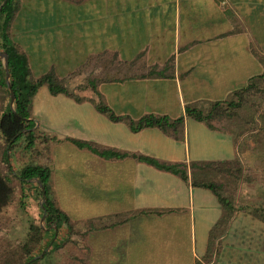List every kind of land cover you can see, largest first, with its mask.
I'll use <instances>...</instances> for the list:
<instances>
[{"label": "crops", "instance_id": "0c3cea01", "mask_svg": "<svg viewBox=\"0 0 264 264\" xmlns=\"http://www.w3.org/2000/svg\"><path fill=\"white\" fill-rule=\"evenodd\" d=\"M14 2L13 47L34 79L51 74L67 90L38 87L30 104L36 138L20 150L29 159L17 171L32 162L50 169L53 202L77 227L75 264H264V221L235 204L228 215L211 189L193 182L202 170L192 163L240 158L237 134L185 113L264 72V0ZM149 114L184 122L175 133L132 131L130 120ZM139 156L183 164L186 179ZM36 183L22 184L23 194ZM30 197L21 202L36 223Z\"/></svg>", "mask_w": 264, "mask_h": 264}, {"label": "trees", "instance_id": "16d2710c", "mask_svg": "<svg viewBox=\"0 0 264 264\" xmlns=\"http://www.w3.org/2000/svg\"><path fill=\"white\" fill-rule=\"evenodd\" d=\"M1 2L2 0H0V4ZM15 9L16 5L14 0H7L0 10V49L7 52L8 54L9 82L11 89L14 92L13 112L8 104L10 95L4 82V68L2 66V59L0 58V87L5 90L7 95V102L2 103L0 108V143L2 142L5 144V148L2 150V152H0V164H4L8 167L7 175H4L0 171V212L4 207L7 206L13 193V188L9 182L10 174L18 178L21 184L30 183L32 179H37L46 190V201L44 203L45 209L42 210L43 214H45L44 221L46 222V226H44L45 228H42L34 221H30L27 234L22 240H19L14 245L15 250L12 252L10 251L9 254L6 253L7 255L4 254L2 258L0 256V264H36L37 262H41V264H49V257L52 253L51 249L59 237L58 234L60 233L59 230L61 229L60 225L64 222V225L68 231H70L69 218L55 206L54 202L49 197L50 169L47 166H42L32 162L23 166L18 170V172H16V170L14 171L9 165L8 153L10 152L11 147L19 141L24 144V149L28 150L33 148L36 133L33 130L34 123L30 119V104L31 99L36 93L38 87L46 83L50 93L54 95L58 93H67V90L64 88L63 84L58 82L51 74L37 79H34L31 76L24 56L15 50L7 34V26L13 16V13L15 12ZM263 79L264 72L259 76L250 78L244 87L232 92V94L228 96L227 99L212 102L206 109L204 107L202 108L188 105L185 107V113L187 116L199 121H204L208 124V126L213 127L211 125L212 122L218 118H222V116H231L232 109H239L243 107L247 95L252 94L256 90L264 92V89L259 88V85ZM100 111L108 114V117L113 121H118L120 119V117L115 116L106 107L100 108ZM249 116L250 117L248 119H244L246 120V124L249 120L253 121L254 119L250 114ZM257 118L261 123V127L257 132L251 133L250 137H253L255 141L256 139H259L258 147L262 150V152H264V110L258 114ZM183 122V116L176 119H171L165 115L161 116L149 114L140 118L136 122L130 120L129 123L130 128L134 132L146 127H157L163 131L173 129L175 133V127L182 125ZM244 125V123L240 125L239 134H242L244 131H246L244 130ZM69 140L77 147L87 148L93 153H99L92 144L76 139ZM108 154H112L117 157L122 156L119 153L112 151ZM104 155H107V153ZM138 159L158 169L170 171L179 175L181 178L186 179V171L183 164L159 162L154 158L145 156H139ZM229 164V162L191 164L192 168H198L202 170V175H198L196 178L194 176L193 182L211 189L222 203V206L228 215L231 214L233 209L231 200L221 194L220 185L216 184L214 181H204L203 174L205 169L207 172L210 171L212 175H214L216 172H232ZM239 172L240 170H237V174ZM232 175L234 174L232 173ZM37 189L40 190L39 186H37ZM251 213L258 219L264 221V204L254 206L251 209ZM53 222L56 224V232L54 227H51L50 225ZM45 236H47L48 240L44 246L40 247V242ZM12 245L13 244L9 243L8 247H11ZM32 248L36 249L35 253H32ZM46 248L47 250L42 254ZM38 255L41 256L37 257ZM35 257L36 259L32 260Z\"/></svg>", "mask_w": 264, "mask_h": 264}, {"label": "rangeland", "instance_id": "374dc122", "mask_svg": "<svg viewBox=\"0 0 264 264\" xmlns=\"http://www.w3.org/2000/svg\"><path fill=\"white\" fill-rule=\"evenodd\" d=\"M2 59V58H1ZM3 66V60H2ZM4 68V67H3ZM4 82H5V73H4ZM260 89H264V79L259 85ZM7 102V95L5 90L0 87V104ZM9 104V101H8ZM205 109L208 108L206 105ZM264 110V92L260 90L254 91L252 94L246 96L245 104L243 107L232 109L231 116H222L214 122L221 125L222 127L228 128L233 134L238 136V151L240 152V158L234 162H229L232 172L221 173L216 172L213 175V181L220 185L221 194L229 198L232 204H235L238 207L243 209L250 208V210L256 205L264 204V152L258 147L259 139L254 140L253 137H250L251 133L257 132L261 127L257 116ZM176 113V111L171 112ZM249 114L254 118L253 121H248L246 124L245 118H249ZM244 123L245 127L242 134H239L240 125ZM24 147L22 142H17L14 146L11 147L10 152L8 153L9 165L11 168H17L21 164H26L29 155L26 152H21ZM5 148V144L0 143V152ZM243 155H242V154ZM1 156V155H0ZM237 170L240 172L237 174ZM0 171L7 175L8 167L4 164H0ZM232 173L234 175H232ZM236 175V176H235ZM10 185L13 188V193L10 197V200L6 207L0 212V256L6 253L15 250V244L22 240L23 237L27 234L28 226L31 219L29 212H26L22 206L21 199L30 197L35 201V218L36 221L42 228H45L46 222L44 219L41 222V217L43 215L42 209L40 207L41 201V191L37 189L38 184L35 186H24L25 193L23 194L22 184L15 176H9ZM32 184L35 181L31 180ZM35 188L32 192L30 190ZM33 193V194H31ZM22 196V197H21ZM49 197L54 201V196L49 192ZM237 201V202H235ZM26 204V202L24 203ZM39 205V206H38ZM26 207V206H25ZM25 210V211H24ZM251 212V211H250ZM45 218V217H44ZM70 232L74 236L73 240L64 238L63 229L61 228L58 234L59 237L56 240V243L53 244L52 253L50 254L49 264H75V256H72V253H75L76 248V228L74 224L70 223ZM51 227L56 228L55 222L50 224ZM64 226V222L60 227ZM44 239V238H43ZM68 242V243H67ZM13 244L11 247H8V244ZM32 253L36 252V249L32 248ZM35 251V252H34ZM38 255L37 257H40ZM36 264H41L36 263Z\"/></svg>", "mask_w": 264, "mask_h": 264}, {"label": "water", "instance_id": "95a60500", "mask_svg": "<svg viewBox=\"0 0 264 264\" xmlns=\"http://www.w3.org/2000/svg\"><path fill=\"white\" fill-rule=\"evenodd\" d=\"M7 0H2L1 4H0V10L2 9L3 5L6 3ZM0 58H2L3 60V67H4V73H5V84L7 86V89L9 91V95H10V98H9V107L11 108V110L14 112V108H13V100H14V92L13 90L11 89V85H10V82H9V69H8V54L7 52L3 51L0 49ZM39 188H40V191H41V201H40V207L42 210L45 209V201H46V190L45 188L43 187V185L37 180V179H34ZM45 217V214L42 215L41 217V222L42 220L44 219ZM55 229V232H56V228L54 227ZM55 236H56V233H55ZM44 252H42L43 254ZM41 254V255H42ZM36 259L33 258L32 260Z\"/></svg>", "mask_w": 264, "mask_h": 264}]
</instances>
